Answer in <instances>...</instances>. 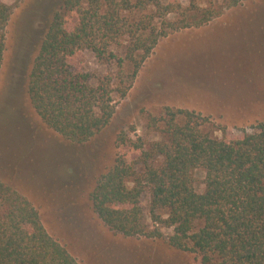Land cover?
Returning a JSON list of instances; mask_svg holds the SVG:
<instances>
[{
	"label": "rangeland",
	"instance_id": "rangeland-1",
	"mask_svg": "<svg viewBox=\"0 0 264 264\" xmlns=\"http://www.w3.org/2000/svg\"><path fill=\"white\" fill-rule=\"evenodd\" d=\"M160 1L178 5L164 15L154 4L123 13L130 22L145 19V32L154 25L158 34L131 82L127 60L119 68L89 50L77 55L79 71L112 73L114 112L90 140L73 143L39 117L27 94L40 39L62 0H0L10 7L0 66V181L29 199L48 233L81 264H195L192 252L169 245L172 229L161 227L157 237L125 236L93 210L90 193L113 163L119 131L156 139L148 123L167 106L194 111L201 131L218 138L236 137L264 119V0ZM128 43L122 35L111 49L124 58ZM129 83L120 97L117 88ZM192 176L202 192L205 171ZM141 205L152 227L147 196Z\"/></svg>",
	"mask_w": 264,
	"mask_h": 264
},
{
	"label": "trees",
	"instance_id": "trees-1",
	"mask_svg": "<svg viewBox=\"0 0 264 264\" xmlns=\"http://www.w3.org/2000/svg\"><path fill=\"white\" fill-rule=\"evenodd\" d=\"M151 4L161 15L178 5L62 0L40 39L27 82L35 112L51 129L73 143H84L109 122L114 112L112 73L93 77L76 69L75 59L89 50L105 65L121 68L127 60L131 82L158 34L154 25L145 32V19L130 22L123 13ZM9 16V5L0 2V66ZM125 34L129 43L121 58L111 47ZM129 86L120 84V97ZM200 125L194 111L167 106L148 123L156 139H132L119 131L113 163L90 193L93 210L125 236L157 237L161 227L172 229L169 245L192 252L195 264H264V119L233 138L224 133L214 137ZM198 168L205 171L202 192L193 184L192 172ZM144 195L152 227L144 222ZM0 264H81L48 233L29 199L2 181Z\"/></svg>",
	"mask_w": 264,
	"mask_h": 264
},
{
	"label": "bare ground",
	"instance_id": "bare-ground-1",
	"mask_svg": "<svg viewBox=\"0 0 264 264\" xmlns=\"http://www.w3.org/2000/svg\"><path fill=\"white\" fill-rule=\"evenodd\" d=\"M5 123V122H4ZM11 144V143H10ZM13 144V143H12ZM10 146V145H9ZM24 148V147H23ZM7 150V149H6ZM10 151V150H9ZM16 151H18V150H16Z\"/></svg>",
	"mask_w": 264,
	"mask_h": 264
}]
</instances>
